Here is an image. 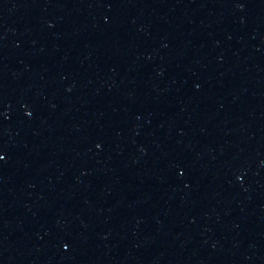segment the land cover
Masks as SVG:
<instances>
[{"label":"water","instance_id":"1","mask_svg":"<svg viewBox=\"0 0 264 264\" xmlns=\"http://www.w3.org/2000/svg\"><path fill=\"white\" fill-rule=\"evenodd\" d=\"M0 264H264V0H0Z\"/></svg>","mask_w":264,"mask_h":264}]
</instances>
